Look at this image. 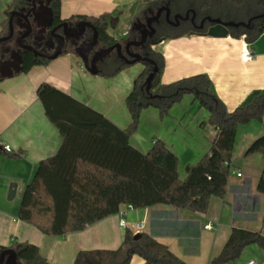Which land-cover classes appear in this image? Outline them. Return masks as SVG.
<instances>
[{"label": "trees", "instance_id": "trees-1", "mask_svg": "<svg viewBox=\"0 0 264 264\" xmlns=\"http://www.w3.org/2000/svg\"><path fill=\"white\" fill-rule=\"evenodd\" d=\"M21 1L13 0L5 11L6 15ZM61 1L52 0L51 3L58 17ZM146 5L155 10L168 5L174 14L182 15L193 10L195 22H183L178 27L159 25L156 35L147 42L143 55L149 61L134 79L133 89L126 98L131 116L127 128L119 127L103 113L47 82L37 88L45 114L62 134L63 141L55 154L38 163L31 181L22 191L18 218L44 234L62 237L82 231L119 213L123 205L145 208L166 204L206 213L212 198L225 196L238 127L264 118V91L250 104L229 112L205 74L163 84L164 56L152 48L168 38L206 35L210 23L203 28L198 25L207 16L223 21L248 22L264 12V0H147ZM107 19L108 15H103L95 20L101 40L112 45L119 39L107 32ZM263 33L264 17L253 19L248 28L230 29L232 37L245 35L249 43ZM46 63L30 61L23 71L28 72L35 65ZM128 66L122 62L111 71L101 70L100 73L114 76ZM155 68L157 71L148 86L147 78ZM186 94L193 95V103L209 112L208 119L202 120L200 127H211L216 130V135L206 153L187 176L181 178L179 156L164 141L156 140L147 152H142L131 144V137L139 127L143 110L155 107L161 117H165ZM254 153L264 154V135L247 148L246 155ZM258 191L264 193V171L258 182ZM140 233L136 238L134 231L127 228L119 248L80 250L73 264H130L135 254L143 257V264H188L168 245L148 233ZM252 244L264 249V235L233 227L220 254L208 264L236 261ZM7 248H15L23 264H54L41 255L34 243L0 245V252Z\"/></svg>", "mask_w": 264, "mask_h": 264}, {"label": "crops", "instance_id": "crops-1", "mask_svg": "<svg viewBox=\"0 0 264 264\" xmlns=\"http://www.w3.org/2000/svg\"><path fill=\"white\" fill-rule=\"evenodd\" d=\"M12 1L0 0L1 31L7 20L5 11ZM146 1L62 0L60 16L62 19L80 16L97 19L108 15L107 31L119 39L113 30L122 22L127 23L136 17L137 14L132 13L133 8L136 6L140 10ZM128 33L125 30L122 34ZM243 41V36L211 37L207 34L165 39L152 46L164 56L161 82L172 83L185 77L205 74L229 112L248 105L264 91V33L256 41L248 42L254 54V58L248 62L241 60ZM139 70L140 67L126 74L122 70L114 76L102 73L95 75L85 69L77 55L67 52L48 60L46 64L35 65L28 72L22 70L14 72L12 76L4 75L0 79V171L4 169L0 178L4 180L6 189L13 181H18L21 185L17 188L16 196L18 189L23 191L40 160L55 154L63 141L62 134L49 121L39 100L37 88L41 83L53 85L103 113L119 127L127 128L131 116L126 98L133 87V78L141 72ZM186 99H191V95ZM201 109L193 113L191 118L182 117L180 124L170 123L161 130L163 133L158 134L179 156L181 178H185L206 153L216 135V130L207 127L203 129L211 136L201 137L198 127L202 120L209 117V112ZM153 115L156 117V112ZM179 116L181 113L177 112L175 117ZM194 122L198 124L197 129L189 132V126ZM177 128L178 133H175ZM262 135L264 118L238 127L231 165L235 172H241L234 165L236 161L254 166L255 179L250 180L248 176L243 180L242 172L241 176L235 173L233 178L228 177L225 196L212 198L206 213L191 212L166 204L145 208L123 205L120 212H124V216L119 212L82 231L58 237L44 234L37 227L19 220L17 207H2L0 245L31 242L39 247L41 255L49 262L73 264L80 250L119 248L127 229L119 224L123 217L128 226L143 222L142 232L168 245L172 252L188 264H208L220 254L233 227L251 229L264 235V193L258 191V182L264 171V154L246 155L247 148ZM143 138L142 132L134 134L131 144L147 152L150 148L147 150ZM5 145H9L13 152L7 153ZM252 181L251 189H248ZM208 223L214 225L212 229L205 228ZM251 259L264 264V249L256 244L248 245L241 256L229 264H243ZM143 263V257L138 254L133 255L130 261V264Z\"/></svg>", "mask_w": 264, "mask_h": 264}, {"label": "flooded vegetation", "instance_id": "flooded-vegetation-1", "mask_svg": "<svg viewBox=\"0 0 264 264\" xmlns=\"http://www.w3.org/2000/svg\"><path fill=\"white\" fill-rule=\"evenodd\" d=\"M47 1H50L49 5L51 7L52 0H22L10 10V13L7 15L6 23L1 31L2 33L0 34V38L7 37L11 34L9 20H10L12 11H18L21 14H25L33 7L34 3H37V5L40 4L39 6L43 7V11H41V15L38 18L40 26L35 28L36 31L32 37H26L22 42L20 38L22 37L24 33L27 32V30L21 29V25L24 24V21L21 18V14L14 15L13 17L14 30H13L12 38L0 44V79L4 75H7L11 72L14 73L19 69L23 70L24 67L27 65V63H29L30 61L51 60L52 56L55 55L59 51H61V54L72 52L75 55H77L76 53L77 50H80V52H84L85 48L89 44L95 41V31L93 27L91 26V24L97 28L98 36H97L96 45L90 48V57H93L96 53L101 52V50L110 46V45L105 44L101 40L100 31L98 29V25L95 19H89V18L81 17V16L72 17L70 19H62L61 16L58 17L56 12L53 11L55 18L53 21H51L49 14H48V10L47 8L44 7L47 4ZM158 9L155 10L151 14L150 17L154 16L157 13ZM174 15L175 14L172 12L170 20H173ZM191 17L192 16L190 14V19L186 21H181L179 26L183 22L194 23L195 20L193 22L191 20ZM148 18H145L144 20L139 19V20H136V22L141 21L143 23H146ZM207 23L208 22H205V25H207ZM49 24L50 26H48ZM162 24H168L169 26H173L166 19V11L162 12V15L159 21L153 23V26L156 28V33H157L158 26ZM46 26H48V28L45 30ZM56 27H58L57 30L52 32L53 28H56ZM173 27H178V26H173ZM132 29L134 30L136 35L135 36L132 35L129 41L141 40V34L139 33L138 30H136L135 26H133ZM143 30L144 28L141 27L140 31H143ZM82 32L84 33L83 35H81ZM155 35H153L152 37H154ZM152 37H149L147 39V42ZM128 42H125V43L120 42L123 44L122 52L125 55L127 54L126 44ZM147 42L143 46H131L129 51L132 53H139L138 51H135L134 49L140 48L141 50L142 49L145 50ZM25 46H28V47H25ZM113 53L118 54L117 50H114ZM104 60L98 61L97 65L99 68H101V65L103 64L102 62Z\"/></svg>", "mask_w": 264, "mask_h": 264}, {"label": "water", "instance_id": "water-1", "mask_svg": "<svg viewBox=\"0 0 264 264\" xmlns=\"http://www.w3.org/2000/svg\"><path fill=\"white\" fill-rule=\"evenodd\" d=\"M49 3H50V1H47V4L44 7L47 8L50 20L53 21L55 17H54L53 10L50 7ZM39 5H37V3H34L33 7L28 12H26L25 14H21L18 11H12L11 17L9 20L11 34L7 37H1L0 38V44L9 40L10 38H12L13 30H14L13 17L16 14H18V15L21 14V18L24 21V24L21 25V29L27 30V32L24 33L22 35V37L20 38L21 42L26 37H32L36 31L35 28L40 26L38 18L41 15V11H43V7H40ZM163 11H166V19L173 26H179L181 21H186V20L190 19V13H192L191 20L193 22L195 20V12L193 10L187 11L185 15L175 14L173 20H170L171 13H172L171 8L168 5H164L158 9L157 13L154 16L148 18L146 23L139 21V22H136L134 24L136 30H138L139 33L141 34V40L129 41L126 44V49H127L126 55L122 52L123 44L120 42H116V43L104 48L103 50H101V52L96 53L93 57H90V48L94 47V45H96L98 31H97V28L91 24V26L93 27V29L95 31V41L93 43L89 44L85 48L84 52H80V50L76 51L77 56L81 59L85 69L88 72H90L91 74H95V75L99 74L101 72V70L97 65L98 61L104 60L105 58H107L109 55H111L113 53L114 50H117L119 58L127 65H133L136 63H143V65H145L146 62L149 61V58L143 56L140 53H132L129 51V49L131 46H143V45H145L147 42V39L149 37H152L153 35H155L156 28L153 26V23L159 21ZM261 17H264V12L262 14L256 16V17L250 19L248 22L223 21L220 18H213L211 16H207V17L202 19V21L198 27L203 28L205 25V22H208V23H210V26L207 30V35H209L211 37H227L230 35V29L231 28H238L240 26L248 28L253 19L261 18ZM48 26H50V24ZM48 26L45 27V30L48 28ZM141 27L144 28L143 31H140ZM57 28L58 27L53 28L52 32L57 30ZM83 34L84 33L82 32L81 35H83ZM25 47H28V46H25ZM60 54H61V51L57 52L55 55L52 56L51 59L58 57ZM19 71H22V70L19 69L16 72H19ZM156 71H157V68H155L154 72H152L149 75V77L147 78L148 86L150 85V82L154 78V74ZM13 74L14 73L11 72L7 75L12 76ZM17 188H18L17 183L13 182L10 184V188H9V192H8V199L9 200H12L13 198H15L16 193H17ZM140 235H141V233L138 232L135 234V237L138 238ZM0 264H23V262L19 260L18 253H17L15 248H7V249L0 252Z\"/></svg>", "mask_w": 264, "mask_h": 264}, {"label": "rangeland", "instance_id": "rangeland-1", "mask_svg": "<svg viewBox=\"0 0 264 264\" xmlns=\"http://www.w3.org/2000/svg\"><path fill=\"white\" fill-rule=\"evenodd\" d=\"M154 11H155V9L153 6L145 5L142 8H140V10H139V7L135 6L132 10V13L137 14V16L129 19V21H127V23L122 22L117 29L113 30V34H115L116 37L119 38L120 42H123V43L128 42L132 35L133 36L136 35V33L132 30V27L136 23V20H139V19L144 20L145 18L150 17ZM176 14H180V13H176ZM125 30L129 31L128 35L122 34ZM134 50L138 51L141 54L145 53V50H143V49L141 50L140 48H135ZM122 62L123 61L119 58L118 54L112 53L102 62L103 64L101 65L100 69L104 70V71H111L112 68H114V66H117V65L121 64ZM139 67H140L139 71H142L144 69L143 63H136L133 65H129L128 67L123 69L124 70L123 72H125L123 74H126L127 72H132L133 70H136ZM133 81H134V78H133L132 82ZM163 84H168V83H163ZM132 89H133V87L130 89L129 93L132 91ZM187 96H189V94L184 95L183 98L181 99V101H179L178 103H176L172 107L169 115H167L165 117H161L159 110L155 107H149V108L143 110V112L141 113V117H140L139 127L134 134H138L139 132H142V136L144 137L143 140L147 145L146 146L147 150L150 147H152L154 141L159 140V139L164 141L162 138H160L158 136V134L163 133L161 130L165 129L168 125H170V123L178 122V124H180V120L182 117H185V119H188V118H191L192 115H194L197 111L203 110L201 108L198 109V107H196L194 105V103H193L194 96L193 95H191V99H189V100L186 99ZM128 112H129V110H128ZM154 112H156V114H157L156 117H155V115H153ZM177 112L181 113V116L175 117ZM186 123L187 122H185L184 125H186ZM177 126H175V127H177ZM197 126H198V124H196L195 122L191 123L189 126V132L194 131L195 128L197 129ZM198 130L201 133V137H204L205 135L211 136L210 133H207V131L201 127H198ZM175 133H178V128H177V131H175ZM164 135H166V134H164ZM234 165L236 167H239L240 171L243 173V175H244L242 178L243 180H246V178L248 176H249L250 180L255 179V178H253L255 176L254 166L242 165V163H240V161L234 162ZM3 170L4 169H2L0 171V175L4 174ZM235 171H236L235 168H233L231 165L230 169H229V178L234 177L233 174L236 173ZM253 181L247 186L248 189H251V185H252ZM13 182L17 183L18 186L21 185L20 182H18V181H13ZM9 188H10V184L7 186V189H6L4 180L2 178H0V211L4 209L2 207H8V208H16L17 207L18 209L20 208L21 201H22V191H20V189H18V195L15 198H13L12 200H9L8 199Z\"/></svg>", "mask_w": 264, "mask_h": 264}, {"label": "built area", "instance_id": "built-area-1", "mask_svg": "<svg viewBox=\"0 0 264 264\" xmlns=\"http://www.w3.org/2000/svg\"><path fill=\"white\" fill-rule=\"evenodd\" d=\"M243 39H244V43H243V46H242V49H241V60L243 62H248V61H251L253 58H254V54H253V50L250 48V45L248 43V41L246 40V37L245 35H243ZM4 150L7 152V153H12L13 152V149L9 146V145H5L4 146ZM236 174L238 176H241V172H236ZM129 208H133L131 205H129ZM123 216H124V212H120ZM119 224L122 226V227H125V228H130L134 231V233H138V232H142V230L144 229V223L143 222H137L131 226H128L127 225V222L126 220L122 217ZM213 224L212 223H208L205 225V228L207 229H212L213 228ZM243 264H259L256 260H248L246 261L245 263Z\"/></svg>", "mask_w": 264, "mask_h": 264}]
</instances>
